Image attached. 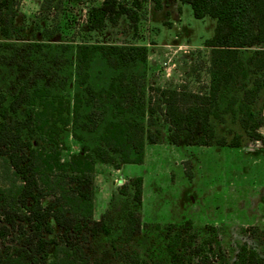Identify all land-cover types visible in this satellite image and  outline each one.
Listing matches in <instances>:
<instances>
[{"label": "trees", "instance_id": "trees-1", "mask_svg": "<svg viewBox=\"0 0 264 264\" xmlns=\"http://www.w3.org/2000/svg\"><path fill=\"white\" fill-rule=\"evenodd\" d=\"M20 1L0 0V35L7 40L0 42L1 50H18L8 40L21 29L16 25ZM51 1L43 0L41 6L49 7ZM142 1L130 0L127 4L125 0H102L90 7L85 30L93 32L108 23L116 25L123 16L132 27L136 26ZM149 1L155 9H161L162 0ZM179 1L191 6L195 18L208 16L216 23L212 37L204 41L210 49V94L161 91L162 121L168 125L170 142L179 144L182 131H197L199 146L239 148L249 141L264 145V137L258 132L264 125L262 108L254 106L256 94L264 90V0ZM91 52L88 44L81 43L73 61L78 83L87 95L84 102L79 92L73 101L62 95L60 90L68 85L64 78L38 86L35 77L32 82H21L12 92L0 89V159L14 176L7 188L0 189V264H91V240L110 233L105 214L99 219L93 217L95 163H111L116 169L121 164L141 163L145 144L164 141L156 109L151 103L145 107L144 84L139 77L119 72L98 89L87 82ZM103 53L115 56L121 67L137 64L145 56L144 48L139 46H112L104 48ZM49 72L45 69L40 76ZM229 85L234 94L231 101H226ZM103 97L112 113L100 142L61 160L59 147L64 145L58 138L75 124L82 104L94 106ZM95 114L85 113L90 127H95L103 116ZM228 121L220 132L218 126ZM142 183L141 176L129 183L132 202L138 207L142 203ZM47 197L51 198L43 203ZM139 212H127L130 235L140 229ZM166 230L168 238L173 235L174 241L168 247L174 261L264 264V253L247 242L240 245L233 260L217 262L213 257L222 260V254L214 253L210 240L198 243L190 220L168 223ZM123 264L147 262L136 252L125 251Z\"/></svg>", "mask_w": 264, "mask_h": 264}, {"label": "rangeland", "instance_id": "rangeland-1", "mask_svg": "<svg viewBox=\"0 0 264 264\" xmlns=\"http://www.w3.org/2000/svg\"><path fill=\"white\" fill-rule=\"evenodd\" d=\"M101 1L52 0L49 7L40 3L37 8L20 2L16 25L21 29L8 40L18 50L0 49V89L4 91L12 92L21 82H32L35 77L38 86L64 78L68 85L60 90L62 95L73 101L79 92L84 102L87 95L78 83L73 61L77 46L85 43L92 49L87 82L93 88L105 87L119 72L135 74L144 84L145 107L151 103L156 109L155 117L165 137L161 143L146 146L143 163L127 164L120 172L111 163L98 162L94 168L93 217L99 219L105 214L110 233L91 240V264H123L125 251L136 252L147 264H187L171 258L168 245L174 240L172 234L168 238L166 230L168 223L186 220L192 221L198 243L210 240L214 253L222 254V260L213 257L217 262L233 260L244 242L264 253V145L249 141L239 148L199 146L197 131L180 132V143L172 144L168 125L162 121L163 89L210 94V49L204 41L212 37L215 20L195 18L191 6L179 0H162L161 9L144 0L136 26L123 16L116 25L108 23L101 30L86 31L88 11ZM125 2L130 4V0ZM3 41L7 40L0 35ZM112 46L142 47L144 59L121 67L115 56L103 53ZM45 69L49 74L40 76ZM231 86L226 101L232 100ZM263 103L264 90L256 94L254 102L262 114ZM89 111L103 113L95 127L85 119ZM111 113L104 97L94 106L82 104L75 124L58 138L64 145L59 147L61 160L99 143ZM147 114L145 111V117ZM227 124L229 121L218 126L219 131ZM136 176L143 179L140 207L132 202L129 185ZM13 179V170L0 159V189L7 188ZM50 198H44L43 203ZM130 209L140 211V229L134 235L127 232Z\"/></svg>", "mask_w": 264, "mask_h": 264}, {"label": "crops", "instance_id": "crops-1", "mask_svg": "<svg viewBox=\"0 0 264 264\" xmlns=\"http://www.w3.org/2000/svg\"><path fill=\"white\" fill-rule=\"evenodd\" d=\"M41 1L42 0H21L20 2L22 3V2H24V4L25 5H28V6H31V8H37L39 5H40V3H41ZM263 117H264V107H263ZM263 130V131H262ZM258 132L264 137V125L263 126H261L259 129H258ZM256 142H259V141H256ZM156 144H158V143H156ZM148 144H145L144 145V157H143V161L141 162V163H143L144 162V158H145V150H146V146H147ZM208 147V146H207ZM141 163H127V164H141ZM97 164H98V162L97 163H95V165H94V168H96L97 169ZM99 164H104V163H101V162H99ZM107 164V163H106ZM127 164H122L121 166H120V168H118V169H116V168H113L115 171H117V172H120V171H122L124 168H125V166L127 165ZM127 177H130V176H127ZM142 181H143V179H142ZM142 188H143V183H142ZM143 195H144V190H143V192H142V200H143Z\"/></svg>", "mask_w": 264, "mask_h": 264}]
</instances>
